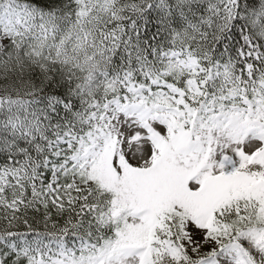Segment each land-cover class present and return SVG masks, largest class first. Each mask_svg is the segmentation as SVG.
<instances>
[{"label":"snow or ice","instance_id":"obj_1","mask_svg":"<svg viewBox=\"0 0 264 264\" xmlns=\"http://www.w3.org/2000/svg\"><path fill=\"white\" fill-rule=\"evenodd\" d=\"M0 264H264V0H0Z\"/></svg>","mask_w":264,"mask_h":264}]
</instances>
